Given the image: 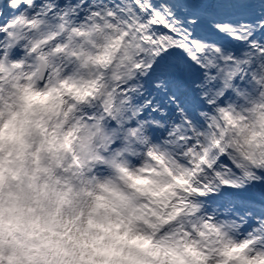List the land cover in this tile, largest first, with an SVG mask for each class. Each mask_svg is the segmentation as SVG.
I'll return each instance as SVG.
<instances>
[{"label":"snow or ice","instance_id":"obj_1","mask_svg":"<svg viewBox=\"0 0 264 264\" xmlns=\"http://www.w3.org/2000/svg\"><path fill=\"white\" fill-rule=\"evenodd\" d=\"M65 28L122 45L113 94L121 114L100 109L112 140L102 156L131 142L140 153L127 157L133 165L146 155L171 159L192 177L185 202L200 235L206 225L264 254V144L249 131L264 121V0H0V63L25 57L36 29ZM4 212L0 201V264H145L146 247L160 246L111 219L90 218L74 236V217L53 238L29 233L36 242L26 243L5 227Z\"/></svg>","mask_w":264,"mask_h":264},{"label":"clouds","instance_id":"obj_2","mask_svg":"<svg viewBox=\"0 0 264 264\" xmlns=\"http://www.w3.org/2000/svg\"><path fill=\"white\" fill-rule=\"evenodd\" d=\"M36 32L25 57L0 63L5 227L29 243L36 242L27 240L29 233L53 238L70 217L76 218L70 229L74 236L90 218L111 219L160 245L146 247L145 264H264V254L233 246L215 229L205 225L206 235H200V221L185 202L194 195L192 177L171 159L146 155L133 165L127 157L139 159L140 153L131 142L115 156H102L112 140L100 109L121 114L113 95L120 80V41L67 28ZM249 131L257 145L264 144V121L257 119ZM101 165L108 174H97ZM165 227L173 233L161 236Z\"/></svg>","mask_w":264,"mask_h":264}]
</instances>
